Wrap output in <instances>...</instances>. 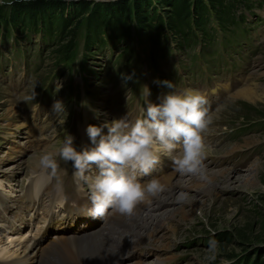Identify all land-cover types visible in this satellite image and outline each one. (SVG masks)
Listing matches in <instances>:
<instances>
[{
  "label": "rangeland",
  "instance_id": "obj_1",
  "mask_svg": "<svg viewBox=\"0 0 264 264\" xmlns=\"http://www.w3.org/2000/svg\"><path fill=\"white\" fill-rule=\"evenodd\" d=\"M10 1L0 0V4ZM88 1L93 2L92 6L89 7L91 13L93 11L100 12V9L103 8L102 4L111 0ZM115 2L120 4L121 0H115ZM153 6L155 5L153 4ZM253 10L258 16V20L252 23V30L245 39L247 40L246 50L240 54H233L234 57H240L241 60L236 63L233 69L227 70V75L224 78L234 82L239 73L250 75L248 79H245L247 82L241 84L236 91L231 93L214 115L211 112L212 122L204 137L206 145L204 166L207 167L205 174L208 178L211 176L214 178L204 183L206 192L196 187L197 184H200L196 180L181 178L183 182L176 187L172 196V201L175 203V206L172 204L173 208L163 202L160 210V206L159 208L153 206L159 203L153 202L147 210L156 207L159 209L156 211L157 213L164 209L166 211L153 220L157 225L156 229L152 230L153 240L135 245L143 247L137 249L133 253L135 257L128 258V260L134 258L133 260L140 264H226L236 259V262L240 263L264 264V5L260 8H253ZM47 14L51 20H54L51 25L57 24L56 10H49ZM63 15L65 17L72 15L70 21L84 16L80 12L73 14L69 6L63 9ZM248 19H250L249 16ZM9 32L10 39L11 37L13 39L14 36L17 43L22 45L19 47L21 51L32 49L34 52L41 44L40 33L34 30L28 32L13 27ZM167 35L172 43H176V40H173L168 32ZM167 35H164L165 38ZM170 41L167 38L166 43L163 44L167 46L166 49L169 52H171L169 46L173 47ZM237 41L243 45L241 38ZM123 44L124 42H113L99 48H92L87 61L88 68L92 72H103L111 65L108 60L112 58L115 60L124 56L121 55L123 54L121 51ZM131 45L139 54L141 53L140 47H135L134 41L129 43V46ZM52 48L53 46L44 47L42 51L43 60L40 75L35 74L33 76L31 73H27V78H29L28 91L23 92L14 86L12 93L16 104H18L16 101L18 95H20V102L28 101L34 92L36 93L35 87L37 85L41 87L46 76L52 73L51 59L53 57L49 56ZM5 53L14 56L17 54L16 46L9 44V39L1 35L0 55H5ZM139 54L135 52V55L139 56ZM178 55L181 54L178 53ZM233 56L229 58L230 62H232ZM5 57H1L3 63L8 62ZM182 58V62L186 66L182 70L179 66L180 69L177 71L183 76L185 85L181 81L180 88L182 89L180 91L191 87L190 84L186 83L183 73L188 67L187 59L183 55ZM178 59L177 52L173 51L171 55L167 56L164 61H159L158 64L162 68H167L173 63L177 65ZM22 62L23 59L17 60L10 69L6 68L0 76V83L1 77H4L9 70L11 72L24 70L20 75L26 74L29 71V66H24ZM0 70H3L1 63ZM95 72L93 75H86V79L90 82V90H97V93L110 96L115 90L113 83L103 85L99 77L94 78ZM75 76V82H78L80 78ZM36 78H39L38 81ZM52 79L51 84L54 88H59L65 83L63 74L59 77H52ZM220 82L221 80L219 83L211 84L209 90H221L222 82ZM245 86L256 87L258 94L252 100L233 96ZM1 89L2 84H0V133L7 131V129L1 128V125L4 124L3 117H10V122L13 125L22 123L21 117L15 118L17 116L13 107L15 102L13 101L11 104V113L10 107L5 106L1 101L3 98ZM53 103L54 101L47 102L48 108L41 102L39 104L30 103L31 107H28L26 111L27 117L33 119L36 125H44L37 136L39 142L37 146L41 147L44 143L52 141L54 134L59 130L57 128L58 121L63 111H52ZM215 117L218 119L217 121L221 120L220 125H214ZM17 133L18 135L14 140L19 141L22 136L20 127H17Z\"/></svg>",
  "mask_w": 264,
  "mask_h": 264
},
{
  "label": "clouds",
  "instance_id": "obj_2",
  "mask_svg": "<svg viewBox=\"0 0 264 264\" xmlns=\"http://www.w3.org/2000/svg\"><path fill=\"white\" fill-rule=\"evenodd\" d=\"M133 78L124 76L125 80ZM162 83L168 89L174 88L171 81ZM149 95L145 86L143 97L147 107L135 121L122 116L100 126L88 124L86 134L91 147L77 151L74 138L68 135L60 146L45 147L35 157L41 167L53 173L58 167L57 157L70 161L82 180L88 179L86 173L94 166L97 173L89 185V198L95 217L130 215L139 203L156 196L161 191L160 183L156 179L141 183L139 177L151 174L160 163L161 152L170 157L180 175L206 179L204 137L212 122L207 98L198 91L185 89L168 91L155 104L147 101ZM52 111H66L64 103L54 101Z\"/></svg>",
  "mask_w": 264,
  "mask_h": 264
},
{
  "label": "trees",
  "instance_id": "obj_3",
  "mask_svg": "<svg viewBox=\"0 0 264 264\" xmlns=\"http://www.w3.org/2000/svg\"><path fill=\"white\" fill-rule=\"evenodd\" d=\"M262 3V0L257 3L251 0H121L119 4L111 0L102 4L100 12L90 13L93 2L88 0H11L0 4V19L20 25L23 30L42 32L53 46L50 56L56 64L67 60L76 42L82 40L83 66L85 53L91 52V46H102L106 39L123 41L133 34L147 42L153 61L163 53L166 32L184 46L197 41L211 44L217 36L226 46L230 38L243 31L245 13H252L251 9ZM66 6L73 14L80 12L84 16L70 21L72 15H63ZM52 9L58 16L55 25H51L54 20L47 14ZM243 263L234 259L226 264Z\"/></svg>",
  "mask_w": 264,
  "mask_h": 264
},
{
  "label": "bare ground",
  "instance_id": "obj_4",
  "mask_svg": "<svg viewBox=\"0 0 264 264\" xmlns=\"http://www.w3.org/2000/svg\"><path fill=\"white\" fill-rule=\"evenodd\" d=\"M252 86H245L241 88L235 94H233V96L236 95V97L239 96L247 100H252L258 94L256 87H252ZM18 164L19 163L17 162L14 165L11 166L3 165L2 167L6 170H11L17 167ZM221 171L224 170L221 169ZM185 177L187 178L185 180L192 179L194 181L196 180L200 184L202 183L201 185L197 184L198 186L196 187L204 192L207 191L204 183H207V180H211L214 178V176L208 178V176L206 175V179H201L198 178L197 176L180 175L179 173L175 174L173 171H170L164 174L163 176L159 177L157 180L161 185V191L156 196H153L152 198L151 197L147 198V200H149L151 203L158 202L159 203L158 205H160V210L162 209L163 202H165L166 205L168 206H172L170 208H173L175 206L174 201H172L173 193L175 192L176 187L182 184L183 181L181 180V178H185ZM57 199H58L57 192H53L49 198L48 205L54 203ZM61 208L62 211L63 209L66 210L67 213L63 211L65 212V215H69V213L72 212V209L65 208L63 205L61 206ZM155 210H153V208L148 210L147 209L141 210L136 207L133 213L130 215L113 213V216H111L112 219L107 218L103 220L100 224H98L96 228L76 236L78 244L82 248H87L86 252L92 255L101 256L103 253H105L103 255L104 258H115L116 256L120 257L126 252L129 253L130 252L129 249L131 246L134 247L135 245H139L142 242L145 241L150 242L153 240L152 230H155L157 226L155 225L153 220L159 214L163 215L162 213L166 211L164 209L157 213ZM63 218H64V222L66 223H69L72 220L71 217H67V218L63 217ZM121 237L126 238L128 243H126L123 239L121 240ZM63 240H65L63 237L57 238L58 242ZM30 248L32 250L35 247L33 245H30ZM119 249H121L122 251L121 255L119 253ZM25 250L26 248H23L22 252H24ZM64 257L65 258L68 257L66 253L64 254ZM62 258H63L62 256H58L56 260L61 261ZM128 258L131 257L129 256L126 259H123V261L120 264H140L138 261H134L133 260L134 258L129 260ZM19 259L20 258H16L12 260L11 264H15ZM1 264H4V261H2Z\"/></svg>",
  "mask_w": 264,
  "mask_h": 264
}]
</instances>
